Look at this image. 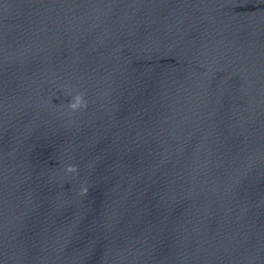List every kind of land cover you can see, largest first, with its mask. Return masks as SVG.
<instances>
[{
	"label": "water",
	"instance_id": "water-1",
	"mask_svg": "<svg viewBox=\"0 0 264 264\" xmlns=\"http://www.w3.org/2000/svg\"><path fill=\"white\" fill-rule=\"evenodd\" d=\"M0 264H264V0H0Z\"/></svg>",
	"mask_w": 264,
	"mask_h": 264
}]
</instances>
